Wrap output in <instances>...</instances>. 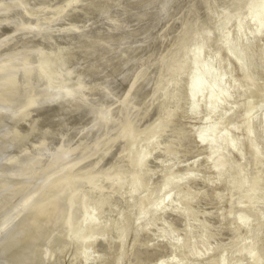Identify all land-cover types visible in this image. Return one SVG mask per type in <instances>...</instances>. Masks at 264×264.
Listing matches in <instances>:
<instances>
[{
    "label": "rangeland",
    "instance_id": "1",
    "mask_svg": "<svg viewBox=\"0 0 264 264\" xmlns=\"http://www.w3.org/2000/svg\"><path fill=\"white\" fill-rule=\"evenodd\" d=\"M257 1L0 0V264H264Z\"/></svg>",
    "mask_w": 264,
    "mask_h": 264
},
{
    "label": "bare ground",
    "instance_id": "2",
    "mask_svg": "<svg viewBox=\"0 0 264 264\" xmlns=\"http://www.w3.org/2000/svg\"><path fill=\"white\" fill-rule=\"evenodd\" d=\"M251 2H253V1H251ZM255 3V2H254ZM254 3H251V4H253L254 5V7L253 8H251L250 9V11H249V17H248V19L249 20H254V19H260L261 21H259V20H257L256 22L258 23V22H261L259 25L260 26H258L259 28H260V30H263L264 28H263V26H264V0H258L255 4ZM8 17V16H7ZM256 23V24H257ZM201 24V23H200ZM20 26V25H19ZM243 26V25H242ZM257 27V28H258ZM263 28V29H262ZM233 29V28H232ZM259 30V29H258ZM240 36V35H239ZM264 47V46H263ZM230 48V47H229ZM232 48V47H231ZM264 49H262V51H263ZM72 51V50H71ZM199 52H200V49L198 48L197 50H195V52H194V55H193V57H194V61H198V60H200L199 58H200V54H199ZM264 52V51H263ZM183 53V52H182ZM58 54V53H57ZM201 54H203V53H201ZM178 56V55H177ZM18 58V57H17ZM18 60V59H17ZM236 60H237V62H240V59L239 58H236ZM1 61V60H0ZM5 63V62H4ZM11 65V64H10ZM17 65V64H16ZM198 65V64H197ZM11 69V68H10ZM208 69H210V66H208L207 64L205 65V68L203 67V70H207V71H209ZM201 72V71H200ZM193 73L195 74V72H194V70H193ZM205 73V72H204ZM69 74V73H68ZM194 74H193V80L194 81H192V84L190 83V85H192L193 86V82H195V84L194 85H202V84H200V83H203L202 81H203V79H202V77L201 76H203V75H199V74H195V76H194ZM202 74V73H201ZM207 74V73H206ZM219 77H221V76H219ZM218 77V78H219ZM6 84V83H5ZM205 85V84H204ZM191 86V88H193ZM198 87H201V86H198ZM202 87H204V86H202ZM209 88H210V90L212 91V94H211V97L210 96H208V97H210V99H212V101L215 99L214 97H215V93H218V95L219 94H224V91H223V87H222V82H221V80H215L214 82H212L209 86H208ZM190 88V87H189ZM195 88V87H194ZM194 88H193V90L192 89H190L191 91H190V93L192 92V94L194 93ZM201 89H203V88H201ZM199 91V90H198ZM197 91V92H198ZM200 92V91H199ZM198 92V93H199ZM208 92H209V90H208ZM189 93V94H190ZM191 94V95H192ZM197 94V93H196ZM200 94V93H199ZM199 94H197V95H199ZM206 94V93H205ZM204 94V95H205ZM193 96H196V95H193ZM206 96H207V94H206ZM220 96V95H219ZM191 97V96H190ZM225 98V97H224ZM222 99V98H221ZM63 100V99H62ZM217 100V99H216ZM215 100V101H216ZM208 104V103H207ZM214 104V103H213ZM215 105H217V103L216 104H214L213 106H215ZM224 106V105H223ZM216 107V106H215ZM209 108V107H208ZM211 111L213 112V108H212V104H211ZM219 108V107H218ZM232 108V107H231ZM244 108V107H243ZM242 108V109H243ZM8 109H10L9 107H8ZM217 108H215V110H216ZM229 109V108H228ZM225 110H227V109H225ZM209 111H210V109H209ZM250 111V110H249ZM214 113V112H213ZM245 113V114H244ZM244 115H247L248 116V113H250V112H248V111H244ZM251 115L252 114H250V117H251ZM23 117V116H22ZM210 117V116H209ZM241 117H242V114H241ZM18 118V117H17ZM248 119H249V117H248ZM247 119V120H248ZM251 119H252V117H251ZM250 119V120H251ZM241 120V119H240ZM249 121V120H248ZM252 122V121H251ZM250 123V121L249 122H247V124H245V126H246V131H247V137H248V147H249V149L252 151V154L251 155H253V157L256 159L259 155H258V151L253 147V145L251 144V140H250V130L251 129H248V126L249 125H251V124H249ZM256 123V122H255ZM214 125V124H213ZM264 125V124H263ZM206 127V126H205ZM207 127H209V126H207ZM234 127V126H233ZM264 127V126H263ZM242 128V127H241ZM245 128V127H244ZM205 129V128H204ZM204 129H202L203 130V132H202V130H201V132H200V129L199 130H197L199 133L197 134V131H196V134H197V136L202 140L201 142L203 143V141L206 143V144H209V143H211L212 142V140H213V137H214V134H216L217 135V133H215V131L213 130V126H210L209 127V130H210V132H207L206 134H203V133H205V131H204ZM206 129H208V128H206ZM214 129H216L215 127H214ZM129 130H130V128H129ZM220 130V129H219ZM234 130V129H233ZM241 130V129H240ZM150 131V130H149ZM148 131V132H149ZM206 131H208V130H206ZM120 133V132H119ZM131 133V132H130ZM263 133H264V129H263ZM121 134V133H120ZM224 134H225V132H224ZM215 135V136H216ZM125 137V136H124ZM217 137V136H216ZM224 137V136H223ZM226 139V138H225ZM253 139V138H252ZM215 140H217L216 138H215ZM219 141V140H218ZM221 141V140H220ZM228 141V140H227ZM127 142V141H126ZM215 142V141H214ZM229 142L230 141H228L226 144L228 145L229 144ZM204 143V144H205ZM218 143V142H217ZM233 143V142H232ZM231 143V144H232ZM216 145V144H215ZM209 146V145H208ZM217 146V145H216ZM156 147V146H155ZM207 147V146H206ZM212 147V146H211ZM213 147H215V146H213ZM221 147V146H220ZM228 146H226V148H227ZM255 147H256V145H255ZM210 148V147H209ZM222 149H223V147H221ZM262 148V147H261ZM207 149H208V147H207ZM221 149V150H222ZM229 149H231V148H229ZM217 150H218V148H217ZM209 151H210V149H209ZM216 151V150H215ZM228 151V150H227ZM217 152V151H216ZM219 152V151H218ZM229 152V151H228ZM213 154V153H212ZM224 154V153H223ZM215 155H216V153H215ZM212 156V155H211ZM210 156V157H211ZM217 156V155H216ZM227 156V155H226ZM224 157V156H223ZM263 158V157H262ZM226 159H227V157H226ZM260 159V158H259ZM217 160V159H216ZM253 160V159H252ZM143 161V160H142ZM226 161V160H225ZM255 161V160H254ZM262 161V160H261ZM258 162V161H257ZM213 164L214 163H217V162H212ZM26 164V163H25ZM138 164V163H137ZM141 164V163H140ZM211 164V163H210ZM212 165V164H211ZM226 166H228V164L226 165ZM230 166V165H229ZM141 167V166H140ZM212 168V167H211ZM227 168V167H226ZM213 169H215V168H213ZM220 169V168H219ZM221 169H222V167H221ZM228 169V168H227ZM264 169V168H263ZM17 171V170H16ZM223 172V171H222ZM221 173V172H220ZM219 173V174H220ZM15 174V173H14ZM223 174V173H222ZM221 176V175H220ZM188 177V176H187ZM228 177V176H227ZM189 178V177H188ZM219 178V177H218ZM262 179V178H261ZM186 180V179H185ZM229 181H230V179H229ZM261 181V180H260ZM235 182L237 183V186L239 187V188H241V189H243V195H242V197H239V198H241L240 200H242L241 201V204H247V205H249V204H252V206L254 205L255 206V204H256V206L257 205H260L261 203H263L264 201H263V199H262V197L264 198V193H263V196H261V197H259V193H261V192H257L258 193V195H257V193L255 192V191H257V190H255V188H254V186L252 185V183H248V181H247V179L246 178H239V177H237L236 178V180H235ZM254 182H257L258 183V185H259V183L260 182H258V180H256V181H254ZM263 182V181H262ZM231 183H232V181H231ZM257 183H253V184H257ZM262 184V183H261ZM236 185V184H235ZM262 185H264V184H262ZM260 187H261V185H259ZM259 187V188H260ZM230 188H233V187H230ZM235 188V187H234ZM259 188H257V189H259ZM237 189V188H236ZM261 191H264V189L262 190V188H261ZM233 192H236V191H233ZM239 193V192H238ZM238 195H240V194H238ZM235 197V196H234ZM233 197V198H234ZM180 199V198H179ZM236 199H238L237 197H236ZM182 200V199H181ZM235 200V199H234ZM239 200V199H238ZM187 203V202H186ZM235 204V203H234ZM247 205H244V206H247ZM263 205V204H262ZM262 205H260V206H262ZM241 206H243V205H241ZM244 206H243V208H244ZM253 206V207H254ZM260 206H257L258 208L260 207ZM264 206V205H263ZM240 207V206H239ZM251 206L249 205V207H245L244 209H248V208H250ZM255 208V207H254ZM262 208V207H261ZM233 209V208H232ZM243 209V210H244ZM264 209V208H263ZM255 210H257L256 208H255ZM248 211V210H247ZM252 212V211H251ZM255 212V211H254ZM55 213V212H54ZM53 213V215H55ZM253 215V214H252ZM237 216V215H236ZM242 216V215H241ZM258 216V215H257ZM261 216V215H260ZM251 217V216H250ZM256 217V216H255ZM81 218V217H80ZM236 218V217H235ZM239 218H243V216L242 217H239ZM238 217L236 218V219H239ZM245 218V217H244ZM83 220V219H82ZM85 220V219H84ZM248 220H250V219H248ZM186 221V220H185ZM236 221H242V222H244L245 220L244 219H240V220H236ZM251 221V220H250ZM238 222H236V223H238ZM242 222H241V224L240 225H243L242 224ZM252 223V222H251ZM84 224V223H83ZM188 224V223H187ZM244 224H247V221H245L244 222ZM245 226V225H244ZM248 226V225H247ZM18 239V238H17ZM172 242V241H171ZM172 244V243H171ZM177 244V243H176ZM171 246V245H170ZM177 246V245H176ZM33 247V246H32ZM175 247V246H174ZM186 247V246H185ZM29 248H31V246H30V243H29ZM170 248V247H169ZM172 248V247H171ZM178 248V247H177ZM241 248V247H240ZM242 248H247V247H245V245H244V247H242ZM23 249H26V246H25V248H23ZM30 250H33V248H31ZM30 250L28 249L27 250V252L29 251L30 252ZM176 250V249H175ZM242 250H244V249H242ZM25 251V252H24ZM23 252L24 253H27L26 252V250H24ZM253 251V250H252ZM18 253H21L22 255H23V253H22V250L20 251V252H18ZM33 253V252H32ZM32 253L30 254V253H27L28 254V256L30 257L31 255H32ZM174 253V252H173ZM30 254V255H29ZM176 254V253H175ZM17 255H20V254H17ZM17 255H15L16 257H14L15 259H20V258H24L25 256H26V254H25V256L24 257H21L22 255H20V256H17ZM257 256V255H256ZM261 256V255H260ZM18 257H20V258H18ZM184 257V256H183ZM262 257V256H261ZM26 258V257H25ZM172 258H173V256H172ZM224 258V257H223ZM254 257L252 256V261H254L255 259H256V257H255V259H253ZM29 259V258H28ZM28 259H21L22 261H23V263L24 262H26V263H28V264H31V263H29L28 262ZM170 259V258H169ZM174 259V258H173ZM251 258H249V260H250ZM8 260V259H7ZM7 260H3L4 262L5 261H7ZM20 260V261H21ZM27 260V261H26ZM172 260V259H171ZM179 260V259H178ZM10 261V262H9ZM15 261V260H14ZM12 262L11 260H8L7 262H5V263H11L12 262V264L13 263H15V262ZM16 261H18V260H16ZM4 262H2V264L4 263ZM174 262V261H173ZM176 262H178L177 260H176ZM250 262V261H249ZM256 262V261H255ZM254 262V263H255ZM20 263H22V262H20ZM22 263V264H23ZM175 263V262H174ZM181 263V262H180ZM253 263V262H252ZM251 263V264H252ZM253 263V264H254ZM16 264H18L17 262H16ZM25 264V263H24ZM34 264H36V263H34ZM169 264V263H168ZM173 264V263H172ZM176 264V263H175ZM258 264V263H257Z\"/></svg>",
    "mask_w": 264,
    "mask_h": 264
}]
</instances>
